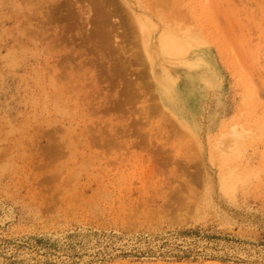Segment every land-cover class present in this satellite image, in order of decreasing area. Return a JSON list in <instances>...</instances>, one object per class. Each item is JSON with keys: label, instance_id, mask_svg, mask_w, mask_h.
I'll use <instances>...</instances> for the list:
<instances>
[{"label": "rangeland", "instance_id": "1", "mask_svg": "<svg viewBox=\"0 0 264 264\" xmlns=\"http://www.w3.org/2000/svg\"><path fill=\"white\" fill-rule=\"evenodd\" d=\"M0 264H264V0H0Z\"/></svg>", "mask_w": 264, "mask_h": 264}, {"label": "bare ground", "instance_id": "2", "mask_svg": "<svg viewBox=\"0 0 264 264\" xmlns=\"http://www.w3.org/2000/svg\"><path fill=\"white\" fill-rule=\"evenodd\" d=\"M141 28L143 30H147L148 29L147 25L146 26L142 25ZM146 32H148V31H146ZM180 42H182V41H180ZM180 42L175 37L168 36L167 34H165L160 40V43H161L160 45H161V48L164 51V54H165V52H167V53H169V55L170 54H172V55H177L178 54L179 55L180 53L184 52V51H182V47H184L183 42L182 43H180ZM180 44L183 45V46L181 47ZM160 45H159V49L162 50L160 48ZM180 50H181V52H180Z\"/></svg>", "mask_w": 264, "mask_h": 264}]
</instances>
